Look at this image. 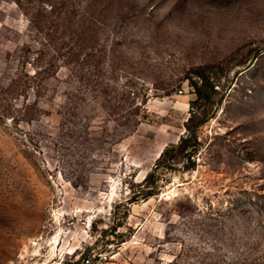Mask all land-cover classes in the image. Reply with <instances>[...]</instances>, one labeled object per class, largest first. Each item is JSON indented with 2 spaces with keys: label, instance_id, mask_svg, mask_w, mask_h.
Segmentation results:
<instances>
[{
  "label": "rangeland",
  "instance_id": "374dc122",
  "mask_svg": "<svg viewBox=\"0 0 264 264\" xmlns=\"http://www.w3.org/2000/svg\"><path fill=\"white\" fill-rule=\"evenodd\" d=\"M49 249L264 264V0H0V264Z\"/></svg>",
  "mask_w": 264,
  "mask_h": 264
},
{
  "label": "trees",
  "instance_id": "16d2710c",
  "mask_svg": "<svg viewBox=\"0 0 264 264\" xmlns=\"http://www.w3.org/2000/svg\"><path fill=\"white\" fill-rule=\"evenodd\" d=\"M193 73L196 76V79L190 77L188 78V81L190 85L194 88L196 99L191 102V108L189 110V115L187 117L185 125V134L179 138L176 145L171 146V148L175 149L177 153H184L183 156L185 157V163L190 162L191 153H193L196 149V145L198 143L196 131L201 125V123L205 120V115L207 114L205 109H203V111L201 112H197L193 105L196 104L199 100L207 99V90L212 91L215 87L214 79H212L208 74H206L204 69H195ZM35 74L36 72L34 73V75ZM199 116H201L200 119ZM169 152V149H165L162 151L161 155L157 160L155 168L150 173V176L155 173L157 168H160L162 166H167V168L172 167L171 163H173L174 161L173 156L171 157L172 162H165L166 154H168Z\"/></svg>",
  "mask_w": 264,
  "mask_h": 264
},
{
  "label": "built area",
  "instance_id": "2783aa9c",
  "mask_svg": "<svg viewBox=\"0 0 264 264\" xmlns=\"http://www.w3.org/2000/svg\"><path fill=\"white\" fill-rule=\"evenodd\" d=\"M74 252H66L65 255L62 253L57 260L50 258L51 256L48 253L47 255H44L40 262L35 260L32 264H98L97 257L99 256L98 254H95V252H92L89 249H81L77 254H74Z\"/></svg>",
  "mask_w": 264,
  "mask_h": 264
},
{
  "label": "bare ground",
  "instance_id": "6f19581e",
  "mask_svg": "<svg viewBox=\"0 0 264 264\" xmlns=\"http://www.w3.org/2000/svg\"><path fill=\"white\" fill-rule=\"evenodd\" d=\"M34 244H36V242H35ZM51 244H52V245L55 244L54 241L50 242L49 247L51 246ZM56 246H57V244H55V248H56ZM49 251H50V249L48 250V253H49L50 256H54V255L56 254V251H53L52 254H50Z\"/></svg>",
  "mask_w": 264,
  "mask_h": 264
}]
</instances>
